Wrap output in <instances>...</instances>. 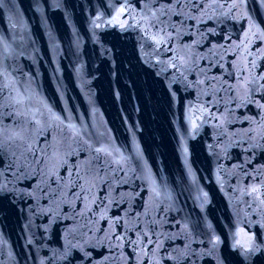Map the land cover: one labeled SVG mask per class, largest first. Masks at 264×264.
Here are the masks:
<instances>
[{"label": "water", "instance_id": "95a60500", "mask_svg": "<svg viewBox=\"0 0 264 264\" xmlns=\"http://www.w3.org/2000/svg\"><path fill=\"white\" fill-rule=\"evenodd\" d=\"M250 24L264 31V0H0V127L47 129L46 163L0 153V264H264V39L236 48Z\"/></svg>", "mask_w": 264, "mask_h": 264}, {"label": "snow or ice", "instance_id": "6c2138e0", "mask_svg": "<svg viewBox=\"0 0 264 264\" xmlns=\"http://www.w3.org/2000/svg\"><path fill=\"white\" fill-rule=\"evenodd\" d=\"M243 4V0H241V5ZM238 5L233 3L229 7V11H231L233 8H237ZM126 11L125 8H121L119 10V14H122ZM170 11V9L168 10ZM165 14V13H161ZM142 19L145 21V23L148 24L149 27H156L157 24H163L164 22L159 19V17L156 15V13L151 14V19L147 17H142ZM154 21V22H153ZM117 23H121L117 19ZM126 23V21L124 22ZM124 23H121V27L124 26ZM254 25L250 24L249 25V30L245 32V40L241 41L240 44L236 45L237 49H241L243 53L248 52V44L251 43L250 39V33L252 36H257L259 34V38L264 39V31L260 30L258 27H256V31L253 32L252 28ZM164 28H159L157 32V36L159 37L156 39V42L163 43L166 41V39H170V35H164L161 36L160 33L164 32ZM156 37H154L155 39ZM174 60H178L180 64H183V58H177L174 57ZM251 64L252 67H255V61H248L247 56H245L244 63L240 66V71L243 73L246 69L248 64ZM173 67H177V64H173ZM0 75H3L0 73ZM203 83V81H201ZM254 81L250 79L247 76H240L237 78V84L233 85V87H239L240 89L243 90L244 96L242 99H249L250 93L253 91L252 88L249 87V85L253 84ZM12 85L11 83H4L0 84V99H4L2 93L4 89L6 88H11ZM261 88H264V85H260ZM14 105H24L26 98L22 93H19L17 90V95L12 97ZM264 107V105H262ZM11 115V114H10ZM15 115H21V113H15ZM29 124L33 125V129H30L28 127ZM46 126L42 125L40 120H36L33 118L32 121H27L24 122L23 124L18 123V122H13L12 127H0V153L8 152L10 150V147L12 145L15 146V149L19 151V155L17 156V151H11V155L15 158L12 163L9 165V167H16L18 170L20 169H28L31 168L33 165H39L41 163H46V161L41 160L38 157V151L39 152H45L47 154V149H37L36 144L38 142V138L40 136H43L46 132ZM47 139V137H46ZM97 153L105 152L106 150L104 148H98L96 149ZM53 158L55 154H52ZM31 157V159H30ZM97 160H99V157H97ZM100 167L102 168L103 165L101 164ZM253 192H258V189L253 187L252 189ZM53 198H55V190H52ZM264 203V201H262ZM146 235V233H145ZM119 240H123V236L117 237ZM151 243V240L148 241Z\"/></svg>", "mask_w": 264, "mask_h": 264}]
</instances>
